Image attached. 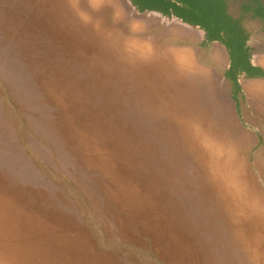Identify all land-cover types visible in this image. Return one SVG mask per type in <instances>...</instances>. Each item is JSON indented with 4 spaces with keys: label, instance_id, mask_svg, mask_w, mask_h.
<instances>
[{
    "label": "rangeland",
    "instance_id": "obj_1",
    "mask_svg": "<svg viewBox=\"0 0 264 264\" xmlns=\"http://www.w3.org/2000/svg\"><path fill=\"white\" fill-rule=\"evenodd\" d=\"M184 25L0 0V264H264V174L180 69Z\"/></svg>",
    "mask_w": 264,
    "mask_h": 264
},
{
    "label": "crops",
    "instance_id": "obj_2",
    "mask_svg": "<svg viewBox=\"0 0 264 264\" xmlns=\"http://www.w3.org/2000/svg\"><path fill=\"white\" fill-rule=\"evenodd\" d=\"M193 29L197 30L198 37L176 36L180 69L185 73L190 70L192 82L189 85L196 87L195 92L197 87L209 88L211 116L217 123L224 115L221 111L229 110L236 129L227 137L229 153H253L256 171L264 174V74L241 72L236 77L237 86L233 87L226 75L229 67L226 48L218 42L207 41L201 29ZM250 61L264 71V54L250 57Z\"/></svg>",
    "mask_w": 264,
    "mask_h": 264
},
{
    "label": "trees",
    "instance_id": "obj_3",
    "mask_svg": "<svg viewBox=\"0 0 264 264\" xmlns=\"http://www.w3.org/2000/svg\"><path fill=\"white\" fill-rule=\"evenodd\" d=\"M139 12H154L203 31L229 54L227 77L237 86L236 77L264 74L250 61V26L264 30V0H129Z\"/></svg>",
    "mask_w": 264,
    "mask_h": 264
},
{
    "label": "bare ground",
    "instance_id": "obj_4",
    "mask_svg": "<svg viewBox=\"0 0 264 264\" xmlns=\"http://www.w3.org/2000/svg\"><path fill=\"white\" fill-rule=\"evenodd\" d=\"M219 56H220V53L218 52ZM263 83V82H262Z\"/></svg>",
    "mask_w": 264,
    "mask_h": 264
}]
</instances>
